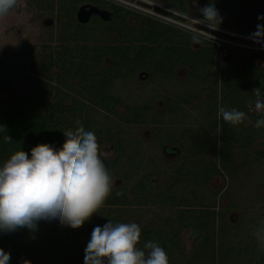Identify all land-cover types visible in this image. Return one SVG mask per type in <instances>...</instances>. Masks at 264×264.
Returning a JSON list of instances; mask_svg holds the SVG:
<instances>
[{
  "label": "trees",
  "instance_id": "1",
  "mask_svg": "<svg viewBox=\"0 0 264 264\" xmlns=\"http://www.w3.org/2000/svg\"><path fill=\"white\" fill-rule=\"evenodd\" d=\"M96 2L113 12V21L98 27H84L76 22L78 7ZM212 3L223 18L220 26L251 34L264 25V0H256L253 10L249 0H166L178 11L190 13L189 6ZM34 8L56 18L60 24L58 47L44 44L23 46L12 52L0 49V167L10 156L48 143L56 148L64 142L63 133L76 128L80 121L85 131L95 133L100 149L111 145L112 159L102 156L113 180L123 185L112 187L104 205L90 221L78 229L59 220L40 221L35 231L20 228L0 232V248L10 253V264H84L85 248L93 228L113 223H128L125 209L146 206L163 208L168 216L156 215L143 220L138 248L157 242L164 248L169 264H241L229 246L228 212L218 206L216 194L207 200L206 187L211 178L233 179L254 160L264 159V149L253 154L255 144L264 146V126L254 127L264 113L255 112L257 102H264V69L260 54L218 48L208 40L193 36L159 20L102 0H31ZM135 17L136 24L130 18ZM202 19V14L197 15ZM52 43V41H50ZM196 44V48L194 47ZM193 46V47H192ZM40 50V55L36 52ZM229 53L224 64L219 55ZM189 70L187 83H202L200 92L182 96H164V108L156 110L153 102L125 104L115 95L119 83L133 82L145 72L151 82L174 81L177 69ZM258 90L259 95L254 91ZM210 97L204 103L203 94ZM203 115V124L212 132L200 138L187 121V108ZM236 108L248 119L236 126L217 119V108ZM119 107L124 112H118ZM223 125L221 133L216 126ZM192 124V125H191ZM200 123H197L199 127ZM127 127H147L153 131L154 149L180 152L177 162L163 168L139 155L140 142H124ZM10 136L9 142L5 137ZM134 152L132 157L129 154ZM242 161L237 165L234 155ZM124 166L128 171L122 170ZM138 181L129 186L132 177ZM120 192L122 195L117 196ZM264 220V212H263ZM161 221V222H160ZM195 233L191 256L186 255L181 234ZM252 257L244 264H264V251L254 240ZM147 252V250L145 249Z\"/></svg>",
  "mask_w": 264,
  "mask_h": 264
},
{
  "label": "clouds",
  "instance_id": "2",
  "mask_svg": "<svg viewBox=\"0 0 264 264\" xmlns=\"http://www.w3.org/2000/svg\"><path fill=\"white\" fill-rule=\"evenodd\" d=\"M16 4L17 0H0V17L6 16ZM200 12L204 25L217 30L223 18L215 5L209 3ZM249 39L264 44V25L258 24ZM254 91L259 95L257 89ZM256 110L264 113V102H257ZM221 118L232 126L248 119L243 111L218 106V121ZM76 125L63 133L61 147L41 143L31 148L30 156L19 150L0 167V232L20 228L35 231L42 220H59L63 226L78 229L104 205L112 192L113 177L102 159L95 133L85 131L78 120ZM262 126L264 118L254 124L256 128ZM222 128L218 123L216 132L221 133ZM5 139L12 141L9 135ZM253 235L264 251V222ZM140 237L141 228L135 222L108 220L103 226L97 225L85 248L84 264H169L168 255L159 243L149 241L143 249L138 248ZM10 260V253L0 248V264H10ZM23 264L31 262L24 260Z\"/></svg>",
  "mask_w": 264,
  "mask_h": 264
},
{
  "label": "rangeland",
  "instance_id": "3",
  "mask_svg": "<svg viewBox=\"0 0 264 264\" xmlns=\"http://www.w3.org/2000/svg\"><path fill=\"white\" fill-rule=\"evenodd\" d=\"M102 1L123 5L119 0ZM153 1L167 7L166 0ZM136 2L137 0H129L128 3L136 5ZM124 6L127 5L125 4ZM256 6V0H249L248 7L250 10H253ZM127 7L138 13H143L137 9H133L131 6ZM201 8H203L201 4L193 2L189 6L190 16L198 18L197 15L201 13ZM54 18L49 14L38 12L31 4V0H17L16 6L6 16L0 17V49L3 52H12L23 46H36L40 48L42 45L48 43L55 32V27L49 22ZM129 22L134 25L137 20L135 17H131ZM195 45L192 47L196 48ZM40 52L38 50L36 54L40 55ZM228 57L229 53L224 52L220 54L218 63L224 64ZM261 61L262 66H264V60ZM188 77L189 71L186 68H180L177 71L176 79L172 82L165 80L151 82L145 75L138 74L133 82L126 84L119 83L115 95L120 96L125 104L152 101L156 110H162L165 106V95L184 97L186 92H200L202 83L194 82L189 84L186 82ZM202 100L204 103L209 102L210 97L204 93ZM197 104L198 102L194 101L192 106H195V108H187V121L194 125L193 128H196L200 138L208 137L212 132L205 124L202 125L204 122L203 115L197 111ZM254 110L258 112L256 108ZM117 111L124 112V108L119 107ZM197 123H200L199 127ZM125 131V143L129 144L132 138L140 142L138 151L139 155L143 156L144 162L151 160L156 164H160L163 168H167L168 164L177 162L180 156L179 151L172 148L171 150L174 152L169 154L163 148L154 149V135L150 128L127 127ZM263 149L264 146H260L259 143L255 144L253 154L256 155L263 151ZM100 150L104 158L112 159L114 155L112 146L105 145ZM129 155L128 157H132L135 153L131 152ZM234 158L237 160V165L242 164L237 153H235ZM250 158L253 161L246 168L238 172L235 178L215 176L211 178L209 185L206 187L207 200H212L214 194H216L218 206L224 212H228L225 217L229 228V237L227 239L230 241L229 246L234 249L233 255L242 259L241 264H244V261L247 262L248 258L252 257V250L249 249H253L254 240H257L253 233L261 226V222H264L262 216L264 212V159L259 158L256 161L253 155ZM128 168L124 166L122 170L128 171ZM138 179L139 176L132 177L128 182L129 186L135 184ZM122 185L123 181L121 178H117L114 181V188H119ZM163 210V208L157 206H146L143 209L128 207L125 209L124 213L126 215H124V219L128 223L135 222L140 224L143 220H155L156 215L167 217L168 213H164ZM194 238L195 233L192 231H185L181 234V242L187 256H191L192 254Z\"/></svg>",
  "mask_w": 264,
  "mask_h": 264
},
{
  "label": "flooded vegetation",
  "instance_id": "4",
  "mask_svg": "<svg viewBox=\"0 0 264 264\" xmlns=\"http://www.w3.org/2000/svg\"><path fill=\"white\" fill-rule=\"evenodd\" d=\"M124 6L125 4L124 3H128L129 0H119ZM95 6L96 8H98L99 10H102V11H107L109 13V20L108 21H105L103 20L99 15H92L91 18H90V21L87 23V24H81L78 20H77V13H78V10L79 8H81L82 6ZM136 5H139L143 8H146L148 10H154L156 13L160 14V15H163V16H166L170 19H173L175 21H183L185 23H189V19H193V20H199V21H202L204 22L202 19L200 18H195L193 16H190L189 13H184V12H181V11H178L177 9H175L174 7H169L167 5V7H164L163 5L159 4V3H156L155 1L153 0H137L136 2ZM126 8H128L127 6H124ZM130 9L131 11H133L131 8H128ZM134 12H136L134 10ZM138 13V12H136ZM112 14L113 12L111 11H108L107 9H105L102 5H99L97 4L96 2H85L83 4H81L77 11H76V14H75V19H76V22L81 25V26H84V27H88V28H92V27H98V26H102L103 24H108V23H111L113 21V17H112ZM140 15L144 14V16H148V17H152V18H155L157 20H159L160 22L164 23V24H167V25H170L172 27H175L177 28L178 30H181L183 32H186L188 34H191L193 36H196L194 33L190 32V31H186V30H182L180 28H178L175 23H171V22H167L165 20H161V19H158L154 16H151L145 12H143L142 14L141 13H138ZM181 16V17H179ZM184 18V19H183ZM50 23H52V26L55 27V32L53 33L52 35V38L48 41V43H46L47 45L50 44V46H52L53 49H57L58 50V47H56L58 45V36H59V33H60V24H59V21L56 20V18L52 19V21H49ZM218 28H221V29H224V30H228V31H233L231 29H228L226 27H223V26H220ZM234 32H237V31H234ZM241 35H246V36H250V34H246V33H241V32H237ZM52 41V43L50 42ZM256 45L258 46H261V47H264V44H260V43H256ZM222 47H227V46H222ZM221 48V47H220ZM227 48H231V47H227ZM231 49H234V50H240V51H247V52H253V53H257V54H260V61H258V64L260 67H262L264 69V66H262V61L261 60H264V51H249V50H244V49H240V48H231ZM179 70V68L176 70L175 72V79H176V75H177V71ZM188 70V69H187ZM189 71V70H188ZM143 74L140 73V75H145L147 79H149V75L145 72H142ZM111 146V145H110Z\"/></svg>",
  "mask_w": 264,
  "mask_h": 264
},
{
  "label": "built area",
  "instance_id": "5",
  "mask_svg": "<svg viewBox=\"0 0 264 264\" xmlns=\"http://www.w3.org/2000/svg\"><path fill=\"white\" fill-rule=\"evenodd\" d=\"M124 4H126L127 6H131L133 9L145 12L158 19H163L167 22L175 23L178 28L190 31L194 33L197 37L208 40L211 43L217 45L218 47L227 46L231 48H240L249 51H264V47L256 45L253 40L249 39V36L241 35L237 32L228 31L221 28H218L217 30H212L204 25L205 22L199 20L189 19V23H185L183 21L178 22L166 16L158 14L154 10H148L139 5H134L130 3Z\"/></svg>",
  "mask_w": 264,
  "mask_h": 264
},
{
  "label": "water",
  "instance_id": "6",
  "mask_svg": "<svg viewBox=\"0 0 264 264\" xmlns=\"http://www.w3.org/2000/svg\"><path fill=\"white\" fill-rule=\"evenodd\" d=\"M99 15L103 20L108 21L110 16L107 11H102L96 8L95 6H82L79 8L77 13V20L81 24H87L90 21L92 15Z\"/></svg>",
  "mask_w": 264,
  "mask_h": 264
}]
</instances>
